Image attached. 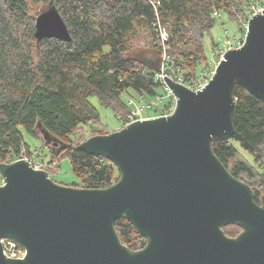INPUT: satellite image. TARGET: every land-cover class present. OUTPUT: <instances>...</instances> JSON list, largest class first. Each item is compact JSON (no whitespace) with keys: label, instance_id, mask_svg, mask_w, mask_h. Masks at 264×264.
<instances>
[{"label":"water","instance_id":"water-1","mask_svg":"<svg viewBox=\"0 0 264 264\" xmlns=\"http://www.w3.org/2000/svg\"><path fill=\"white\" fill-rule=\"evenodd\" d=\"M34 35L71 40L53 5L37 15ZM165 79L176 97L172 115L79 144L115 165L119 177L109 187L65 186L25 160L0 163V240L25 250L11 259L0 244V264H264V194L234 177L211 146L234 135L235 86L264 101V9L248 19L244 43L222 55L203 89ZM118 218L147 239L142 248L122 243ZM228 224L241 232L228 237Z\"/></svg>","mask_w":264,"mask_h":264},{"label":"trees","instance_id":"trees-1","mask_svg":"<svg viewBox=\"0 0 264 264\" xmlns=\"http://www.w3.org/2000/svg\"><path fill=\"white\" fill-rule=\"evenodd\" d=\"M29 3L53 5L71 40H37V14L29 12ZM256 5L263 6L264 0H0V162L21 155L23 146L24 154L31 155L23 133L42 138L44 132L53 140L48 144L49 163L55 162L47 168L56 172L58 161L67 157L80 179L75 187H109L118 180L115 165L105 156L81 150L74 138L79 127L93 128L99 122L90 96L111 108L123 127L130 121V108L121 99L122 93L159 95L161 84L155 70L126 56L138 28L148 29L152 46L157 48L153 24L158 22L168 35L167 72L174 74L179 68L195 80L213 66L205 54L204 36L214 25L215 15L223 11L245 24L251 6ZM218 48L214 47L217 60ZM233 99L234 135L213 140L212 150L234 177L255 178L258 186L254 187L264 193V101L240 86L234 87ZM233 141L253 157L257 169L244 161L228 166L237 152ZM254 201L260 203L257 197ZM113 226L127 247L140 249L146 244L147 239L125 218L116 219ZM222 230L235 237L242 228L228 224Z\"/></svg>","mask_w":264,"mask_h":264},{"label":"rangeland","instance_id":"rangeland-1","mask_svg":"<svg viewBox=\"0 0 264 264\" xmlns=\"http://www.w3.org/2000/svg\"><path fill=\"white\" fill-rule=\"evenodd\" d=\"M248 2H255V0H247ZM29 12L32 14H39L42 11H44L47 6L43 5L41 3L34 4L29 3ZM36 15V16H37ZM244 24H242L239 20L231 19L227 15V13L220 11L217 15H215V23L209 30V33L204 36V46H205V54L208 58V61L214 65L217 62L216 56V50H214V47L218 46L226 47L225 40L228 39L230 42H233L235 40H238L244 36V33L242 29H244ZM148 29L144 27H139L137 32V38L132 41V49L130 52L127 53V57L137 58L140 61H143L145 63V60H153L154 62L159 61V64L166 58V52L162 47L155 48L152 45V40ZM157 40V39H156ZM36 46V41L33 43ZM213 44L215 46L213 47ZM36 53L35 50L33 52V57H35ZM146 65V64H145ZM159 94L163 96L162 100L160 102H157L155 98L153 97H143L140 98L139 95L136 93L131 92V94H128L127 92H124L121 94V99L126 103L129 100L133 101L134 110L137 106L144 104L147 106L148 104H151L149 108H146L144 110V115L153 116L157 113V111H154L158 107L160 108L161 105L165 104L167 101V98H165L164 94L159 91ZM91 103L94 105V107L97 109L98 113L100 114V119L98 123H94V127L83 125V127H79L76 130L74 141L78 142V144L82 143L87 137L95 134H107L108 131H116L119 130L122 125L121 120L118 119V116L115 115L114 111L109 108L102 106L99 103V100L97 96H90L89 97ZM124 111V110H123ZM122 111V112H123ZM139 117L138 114H135ZM129 123V121L127 122ZM127 125V124H126ZM125 125V126H126ZM120 127V128H119ZM42 134V133H40ZM41 136V135H39ZM24 142L29 146V149L31 151V156L34 158L35 161H44L49 166L51 165L49 163L50 159V150L48 148V144L46 143V140L40 137L31 136L27 134L26 132L23 133ZM233 145L237 148V152L233 158H231L228 161V166L230 167L234 162L236 161H244L248 165L253 166L254 169H257L259 165H256V163L253 160V157L242 150L237 142H232ZM59 162V168L56 172L52 171V169L47 168L45 171L47 172L48 176L56 183L65 185V186H74L73 184H79L80 179L76 177L71 169L70 161L67 157L62 158ZM55 164L52 163L51 168ZM258 172V171H257ZM119 177V172H117ZM116 174V176H117ZM240 180L247 181L251 183V187L258 186V183L255 178H248L246 174H242L239 176ZM260 176L258 175V178ZM118 179V178H117ZM115 183V182H114ZM75 187V186H74ZM135 245V244H134ZM127 246V245H126ZM132 250H136L134 246L130 248Z\"/></svg>","mask_w":264,"mask_h":264},{"label":"built area","instance_id":"built-area-1","mask_svg":"<svg viewBox=\"0 0 264 264\" xmlns=\"http://www.w3.org/2000/svg\"><path fill=\"white\" fill-rule=\"evenodd\" d=\"M262 9H264V5L263 6H258V5L251 6L252 13L248 17V19L253 14L258 13ZM247 22H248V20H247ZM247 22L244 24V26H245L244 29L247 26ZM153 26L155 27L154 29L158 34V36L156 37L158 45L160 47H162L165 51L167 48V46H166V42H167V38H168L167 32L158 22L154 23ZM244 37H245V32H244V36H242V38L235 40L233 42H230V40L226 39L224 41L226 47H221V48H218V50H217L218 54H219V59L216 61L217 63L214 64L208 70H203L199 74L198 78H196L195 80L189 78L187 76L186 72L181 71L179 68L175 69L174 74L168 73L167 72L168 66H166V62H165L166 58H164V60H162V62L159 64L158 69L155 70V77H156V79H158L160 81L161 92L164 94L165 98H167V101L165 102V104L161 105L160 108L155 107L156 109L154 111H157V113L155 115L148 116V115H144V110L146 108H149L151 104H148L147 106H145L144 104H141V105L137 106L136 109L134 110L133 101L129 100L127 102V106L130 108V114H129L130 121H129V123L136 121V120L158 118V117H168V116L172 115L175 111V108H176V97L173 95L171 89L168 87L165 77L167 79H172L174 82H176L180 85H183L190 90L198 91V90L203 89L205 87V85L209 82V80L212 78V76L214 75L215 68H216L219 60L222 58V55L227 50H229L231 48L240 47L244 43ZM139 97L143 98L144 96L139 95ZM162 98H163L162 94L155 96V99L157 102H160L162 100ZM135 114H138L139 117ZM24 150L25 149L23 146L21 149V155L8 158L6 161H1L0 163H12V162H15L18 160H25L34 169L46 170V168L49 166L46 162L35 161L31 155L24 154ZM4 184H5L4 177H3L2 173L0 172V186H2ZM262 194H264V193H262ZM0 244L2 246L3 254L7 258L20 259V258H23L25 255L24 248L21 245H19L15 240H13L9 237L2 238L0 240Z\"/></svg>","mask_w":264,"mask_h":264},{"label":"crops","instance_id":"crops-1","mask_svg":"<svg viewBox=\"0 0 264 264\" xmlns=\"http://www.w3.org/2000/svg\"><path fill=\"white\" fill-rule=\"evenodd\" d=\"M145 63H147V65H150L152 67H156L159 64V61L154 62L153 60H145Z\"/></svg>","mask_w":264,"mask_h":264}]
</instances>
